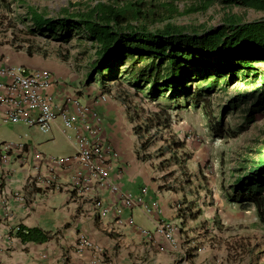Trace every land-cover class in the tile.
Instances as JSON below:
<instances>
[{"label":"crops","instance_id":"crops-1","mask_svg":"<svg viewBox=\"0 0 264 264\" xmlns=\"http://www.w3.org/2000/svg\"><path fill=\"white\" fill-rule=\"evenodd\" d=\"M91 64L85 70H77L73 63L61 60L56 54L0 43V68L47 69L61 82L51 90L57 104L69 96L96 112L95 125L104 143L111 148L110 177L134 202L131 206H122L117 194L105 190L102 198L109 211L105 218L98 220L93 208L81 205L80 199L73 203L64 190L26 188L27 208L22 202H11L10 222L39 227L52 236L42 243L22 242L14 231H6L1 218L4 208H0V264H91L94 251L78 250L80 233L105 250V260L98 264H217L216 250L210 247L220 242L209 240L204 230L216 233L221 224L232 225L234 220L224 208L217 185L213 188L211 184L204 185L202 176H207L206 172L192 168L193 164L201 165L202 147H191L187 140L179 138L184 144L177 151L182 149L188 153L187 158L176 157V149H165V145L157 158L152 156L150 151L157 146L152 147V141L141 146L147 137L137 129L135 113L111 95L99 100L106 81L91 74L88 69ZM70 132L73 138L68 140L72 145L75 131ZM174 132L180 137V132ZM54 133L68 136L67 131L54 126L46 134L48 139L52 140ZM162 149L168 150L170 157H163L165 150ZM69 174L61 173L60 181L66 182ZM200 187L203 191L196 193ZM209 200L212 204L205 205ZM165 223L175 226L172 239L157 232Z\"/></svg>","mask_w":264,"mask_h":264},{"label":"rangeland","instance_id":"rangeland-1","mask_svg":"<svg viewBox=\"0 0 264 264\" xmlns=\"http://www.w3.org/2000/svg\"><path fill=\"white\" fill-rule=\"evenodd\" d=\"M98 1L121 4L124 0H0V43H11L18 49H31L33 52L44 50L49 54H56L61 60L73 63L77 70H85L95 60L97 49L87 33L75 29L68 39L61 38L59 29L44 34L35 29L30 10L45 18L56 19L63 15L64 9H68L69 12L86 10L88 6ZM143 1L156 12L155 17L148 21L150 27H161L170 21L188 26L189 29L192 26H202L201 30H212L219 28L223 18L229 13L237 14L245 21L264 18V11L240 5H225L221 0L210 1L204 9L189 13L182 10L190 5H202L204 0ZM170 5L176 7L177 11L170 12ZM262 66L264 70V64ZM123 68L124 66H120L119 78L105 80L106 86L102 87V91L120 99L127 110L135 113L136 126L141 130H148L142 132L144 138L152 141V147L157 146L150 151L152 156L157 158L163 145L165 149L170 147L177 151V147L184 144L179 138L187 140L191 147L194 145L202 147L204 155L201 165L193 164L192 168L195 171L200 170L201 173L206 172L207 176H202L204 185L211 184L212 188L217 185L224 208L228 210L229 215H233L234 220L232 225L221 224V228H216V233L211 234L204 230L209 240L220 242L219 245L210 247L216 250L217 264H264V228L257 219L255 208L253 205L234 202L231 197L238 174L244 172L242 167L246 158L255 157L258 150L264 149V112L255 115L252 120L249 119L247 104H243L245 99L240 97L243 93L249 96L252 90L260 86V81L251 82L253 77L245 80L242 77L232 79L229 76L226 84H223V80L218 81L213 89L206 93L205 98L208 99L202 101L204 105L201 102L194 107L189 105V101L183 100L184 98L174 100L168 98L166 93L158 98L151 97L148 94V86L146 88L134 86L122 72ZM88 69L91 72L92 66ZM198 86L205 88L207 83H200ZM238 102L240 105L234 107L233 104ZM160 110L168 114L166 120L162 119V123H167V126L163 124L161 127L156 126L153 114L159 113ZM218 121L223 128V136H217L214 131L215 128L220 129L215 125ZM174 130L180 132V137ZM66 131L69 137L54 133V138L50 140L36 128L7 123L0 124V139L26 142L35 145L36 150L46 156L63 157L74 152L68 140L73 138V134ZM167 153L168 150H165L163 157H170ZM187 154L178 149L176 157L187 158ZM196 186L198 185H194L195 188ZM200 190L203 191L200 187L195 192L199 193ZM231 201L238 205L232 204ZM211 204L212 200H209L205 205Z\"/></svg>","mask_w":264,"mask_h":264},{"label":"trees","instance_id":"trees-1","mask_svg":"<svg viewBox=\"0 0 264 264\" xmlns=\"http://www.w3.org/2000/svg\"><path fill=\"white\" fill-rule=\"evenodd\" d=\"M210 1L213 0L187 6L182 12L204 9ZM221 3L264 11V0H221ZM63 11L56 19L45 18L32 9L30 15L35 29L44 34L59 29L61 38L68 39L75 29L85 31L97 48L91 74L100 76L102 81L119 78L120 66H124L122 72L127 79L137 88L148 86L151 97L166 93L168 98L182 97L196 107L208 99L206 93L218 81L226 84L229 76L245 80L253 77L251 82L260 81L259 91L254 89L249 96L243 93L240 97L245 99L243 104H247L249 119L264 112V18L245 21L229 13L219 28L201 30L202 26L189 29L170 21L161 27H150L148 21L156 12L143 0H124L121 4L98 1L86 10ZM169 11L177 9L170 5ZM205 82V88L198 86ZM239 105V102L233 104ZM153 116L157 127L167 126L162 123V119L168 118L164 110ZM215 125L220 128L214 129L216 135L223 136L221 122ZM149 141L146 138L141 146H147ZM242 169L244 172L238 174L232 187V200L253 205L264 228V149L258 150L255 157L246 158ZM15 236L24 243H42L52 234L39 227L19 224Z\"/></svg>","mask_w":264,"mask_h":264},{"label":"built area","instance_id":"built-area-1","mask_svg":"<svg viewBox=\"0 0 264 264\" xmlns=\"http://www.w3.org/2000/svg\"><path fill=\"white\" fill-rule=\"evenodd\" d=\"M0 76L1 124H21L44 134L54 126L75 131L72 143L75 152L63 157L46 156L26 143L0 140V208H4L1 218L7 232H15L19 226L10 222L8 208H12L13 201L22 202L26 207L29 187L64 190L73 203L80 199L81 205L93 208L98 220L105 218L109 211L102 198L105 190L117 194L122 206L133 204L131 196L122 192L118 182L110 177L111 148L104 143L95 125L97 114L90 106L69 96L57 104L51 90L61 82L47 69L2 66ZM109 96L101 92L99 100ZM63 172L70 173L66 182L59 179ZM174 229L173 224L165 223L157 232L172 239ZM77 247L80 251L84 248L94 251L91 264L105 260V250L82 233L78 234Z\"/></svg>","mask_w":264,"mask_h":264}]
</instances>
